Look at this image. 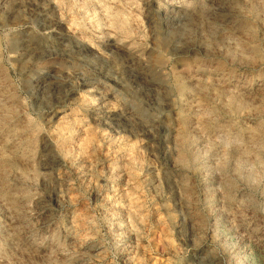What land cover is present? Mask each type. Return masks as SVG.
I'll return each instance as SVG.
<instances>
[{
    "label": "rangeland",
    "instance_id": "obj_1",
    "mask_svg": "<svg viewBox=\"0 0 264 264\" xmlns=\"http://www.w3.org/2000/svg\"><path fill=\"white\" fill-rule=\"evenodd\" d=\"M0 264H264V0H0Z\"/></svg>",
    "mask_w": 264,
    "mask_h": 264
}]
</instances>
